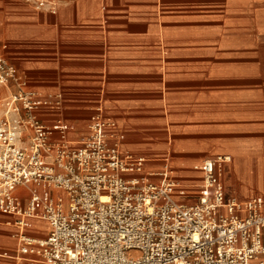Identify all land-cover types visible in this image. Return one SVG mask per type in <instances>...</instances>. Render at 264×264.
Listing matches in <instances>:
<instances>
[{
    "label": "built area",
    "instance_id": "2783aa9c",
    "mask_svg": "<svg viewBox=\"0 0 264 264\" xmlns=\"http://www.w3.org/2000/svg\"><path fill=\"white\" fill-rule=\"evenodd\" d=\"M56 14L67 0H23ZM0 85L9 90L0 119V213L17 247L10 264H264V198L227 195L231 155L194 165L199 182L173 177L166 163L121 147L116 123L97 110L71 138L62 95L30 88L0 53ZM31 220L45 223L42 237ZM13 261V262H12Z\"/></svg>",
    "mask_w": 264,
    "mask_h": 264
},
{
    "label": "rangeland",
    "instance_id": "374dc122",
    "mask_svg": "<svg viewBox=\"0 0 264 264\" xmlns=\"http://www.w3.org/2000/svg\"><path fill=\"white\" fill-rule=\"evenodd\" d=\"M103 1L99 0L100 5ZM161 1L168 2L173 11L179 12L176 14L177 17L171 19L170 25H167L171 36L156 40L152 44L156 51L160 50L158 58L151 64L152 67H134L133 74L124 73L128 76L134 75V80L141 81L144 85L134 88V93L124 88H112L107 84V71L103 78H99L103 81V86L101 83L96 87L102 91L89 92L92 95L90 97L92 100L86 104L88 105L85 113L86 120L81 121L80 131H87V118L89 119L98 107L102 109L104 115H111L116 119L130 120L134 118L136 125L134 127H138V134H134V142H146V145H143L147 147L136 145L134 149L142 154L145 152L168 154L169 166L177 172L173 177L189 185L193 180H186L183 177L186 174L185 171L200 162L201 158L212 156L213 153L210 150L213 146L190 154H174L169 121L178 115H193L196 111L199 112L198 115L202 116L216 117L215 114H218L217 116L221 119L238 120L240 126H242L241 121L244 113H250L254 118L260 104V101L253 98L254 94L260 90L256 83L259 80V72L262 70L264 73V3L261 7H255L253 2L256 0H249L250 2L238 0L235 3L234 20L224 22L220 14L215 15L216 12L207 10L205 5L200 6L198 3H202L201 0H186V4L181 5L179 4L180 0ZM158 2L159 0H149L140 4V2L134 1V5H155ZM107 4L106 10L112 8L109 0ZM125 9L124 6L123 10ZM5 25L6 22L3 23L0 20V46L1 40L7 42L6 37L2 34ZM141 32L142 30L134 31L137 35ZM168 39L171 40L172 46L186 50L185 58L180 61L185 60L187 63H180L179 57L182 55L176 54L174 58L178 63L166 70L163 60L164 56H167L165 44L168 45ZM226 50L231 55L226 56ZM214 57L223 58V63L217 66L216 71L210 70L208 67L205 68V66H209L206 63L213 61ZM197 61L202 62L203 73L200 75L202 79H194L196 77L194 75H191L189 79H184L178 74L179 67H184L185 64V67L194 68ZM260 62H262L261 65ZM232 64H234L233 67ZM160 66L163 68H159ZM245 80L246 83H244ZM249 80H251L250 85H248ZM36 90L41 92L37 88ZM201 91L204 95L214 92L218 94V97L212 100L206 97L197 100L195 95ZM246 93L252 95L251 100ZM8 94L9 90L0 85V119L2 104ZM188 96L191 97L188 98ZM99 98L101 101H98ZM109 104L113 106L111 107ZM116 107L121 110L115 109ZM63 112L67 114L70 110L66 106ZM129 127V124L124 123L122 129L128 130ZM244 134L243 136L237 134V137L245 138ZM246 135L249 141L248 145L251 144L252 149H257L264 144L263 134L251 132ZM125 140L128 141V137L126 139L121 136L118 142L123 146ZM200 142L201 139H197L192 143L198 145ZM227 165H229L228 172H226ZM239 165H243L244 168L241 166L242 169H238V166L232 165L231 162L225 165L223 181L226 194H234L241 199L252 193L264 195V180L260 181L259 179V177H264V169L258 171L254 158L250 162H239ZM7 219L8 216L0 215V247H11L16 243V237L13 236L14 229L3 223Z\"/></svg>",
    "mask_w": 264,
    "mask_h": 264
},
{
    "label": "crops",
    "instance_id": "0c3cea01",
    "mask_svg": "<svg viewBox=\"0 0 264 264\" xmlns=\"http://www.w3.org/2000/svg\"><path fill=\"white\" fill-rule=\"evenodd\" d=\"M109 1L112 8L106 10L108 0H104L102 5L99 0H67L56 14H52L32 9L30 6L29 8L23 0H0V20L3 23L6 22L2 34L7 40V42L1 40L0 53L17 67L19 73L27 79L30 88L39 89L45 96L57 93L62 95V110L42 108L41 114L43 119L49 122L57 115L62 116L72 128L71 138H77L83 134L84 130L80 131L81 121L86 120L85 113L88 109L86 104L92 100L89 92L102 91L96 87L101 83L103 86V81L99 78H103L107 71V84L112 88H124L134 93V88L144 85L143 82L134 80V75L128 76L124 73L133 74L134 67H152L151 64L156 61L160 53V50L156 51L152 44L156 40L171 36L167 25H170L171 19L177 17L176 14L179 13L173 11L168 2L161 0L155 5L142 6L134 5V1L141 4L149 0ZM207 1L209 0H201L202 3L198 4L204 6V2ZM259 3H264V0H259ZM179 4H186V0H180ZM124 6L125 10H123ZM234 8L235 4L233 15ZM216 14L219 13L216 12ZM135 30H142V32L137 35L134 33ZM168 40V45L165 44L167 56L165 55L163 60L167 70L178 63L174 58L176 54L182 55L179 57L180 61L185 58L186 53L185 49L172 46L171 40ZM167 60L170 66L166 64ZM180 63L186 64L187 61L182 60ZM258 77L256 84L260 90L253 97L254 100L260 101L258 113H255L254 118L250 113H244L241 127L244 133L257 132L264 135V73L262 70ZM250 84L251 80L248 81V85ZM212 94L216 93L212 92L205 96L211 95L207 97L211 100L217 98L218 94L216 96ZM246 94L251 100L252 95ZM196 95L204 94L201 91ZM196 99L199 100L197 97ZM98 101L101 99L99 98ZM66 106L70 110L67 114L63 112ZM115 109L121 110L118 107ZM195 114L199 112L196 111ZM106 116L115 121V131L119 141L121 136L126 139L128 137V141H123V144L131 149L126 150L146 157L150 161L148 165L153 169H161L166 163L169 165L168 154L151 152L142 154L134 149L136 145L141 147L146 145V142H134V134H138V127H134V118L129 120ZM235 121L240 123L238 120ZM124 123L130 125L128 130L122 129ZM217 154L223 153H214L210 157ZM204 159L201 158L200 162ZM255 160L264 165V144L259 147V156L255 157ZM194 165L187 168L188 171L185 173L197 172L192 168ZM200 179L201 174L196 181L199 182ZM253 195L264 198L261 193H252L248 197ZM31 223L32 227L29 231L42 237L45 234V223L41 220H31ZM16 247L17 240L14 246L0 247V253L4 251L12 253ZM0 264H10V260L0 256Z\"/></svg>",
    "mask_w": 264,
    "mask_h": 264
},
{
    "label": "bare ground",
    "instance_id": "6f19581e",
    "mask_svg": "<svg viewBox=\"0 0 264 264\" xmlns=\"http://www.w3.org/2000/svg\"><path fill=\"white\" fill-rule=\"evenodd\" d=\"M238 0H209L204 2L206 8L213 12H218L221 15V18L224 22H229L233 20V6ZM249 1V0H248ZM244 2V1H243ZM250 2V1H249ZM255 7H261L263 4L259 3L258 0L254 1ZM244 5V4H243ZM161 24V22H160ZM162 25H160L161 27ZM224 47V46H223ZM225 48V47H224ZM227 49V48H225ZM226 56L231 55L227 50L225 51ZM225 56V57H226ZM223 58L214 57L213 61L207 62L210 70L216 71L217 66L222 62ZM166 64L169 65L168 60ZM170 66V65H169ZM202 62L197 61V65L194 68L191 67H179L178 74L181 75L184 79H189L191 75H194V79H202L200 76L203 73ZM167 70V69H166ZM174 73V72H173ZM41 93V92H40ZM211 95H195V97L200 98L201 100L205 97ZM216 96V94H212ZM191 96H188L190 98ZM218 97V95H217ZM187 98V97H186ZM107 105V103H105ZM104 104V105H105ZM99 108V107H98ZM100 109V108H99ZM110 118L109 116H107ZM220 119L221 121L217 120ZM120 125L121 122L119 121ZM169 130L172 135V148L174 154H190L199 150H203L208 146H213L210 152L214 153H229L231 154V164L242 169L239 165L240 163L250 162L251 159L259 156V147L257 149L251 148V144L248 145L249 141L247 138V133L244 134L242 127L239 122L230 119H221L218 116H202L200 115H178L175 118L170 119L169 121ZM236 132V133H235ZM235 133V134H234ZM237 134L246 136L242 139H239ZM201 139V142L196 145L192 143L193 141ZM124 149H131L125 145L121 146ZM258 171L264 169V165H261L256 161ZM229 165L226 166V172L229 171ZM244 168V166H243ZM176 175L177 172L172 173ZM179 175V174H178ZM185 179L196 180L200 177V173L191 172L183 175ZM260 181L264 180V177H259ZM264 182V181H263Z\"/></svg>",
    "mask_w": 264,
    "mask_h": 264
}]
</instances>
